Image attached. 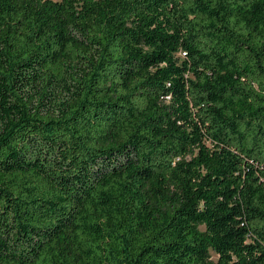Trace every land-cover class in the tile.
Returning <instances> with one entry per match:
<instances>
[{
	"label": "trees",
	"instance_id": "16d2710c",
	"mask_svg": "<svg viewBox=\"0 0 264 264\" xmlns=\"http://www.w3.org/2000/svg\"><path fill=\"white\" fill-rule=\"evenodd\" d=\"M0 264H264V0H0Z\"/></svg>",
	"mask_w": 264,
	"mask_h": 264
},
{
	"label": "rangeland",
	"instance_id": "374dc122",
	"mask_svg": "<svg viewBox=\"0 0 264 264\" xmlns=\"http://www.w3.org/2000/svg\"><path fill=\"white\" fill-rule=\"evenodd\" d=\"M213 258L217 260L218 256L213 253Z\"/></svg>",
	"mask_w": 264,
	"mask_h": 264
}]
</instances>
